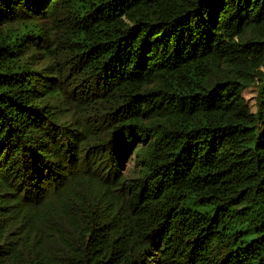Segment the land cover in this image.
Instances as JSON below:
<instances>
[{"label": "trees", "instance_id": "obj_1", "mask_svg": "<svg viewBox=\"0 0 264 264\" xmlns=\"http://www.w3.org/2000/svg\"><path fill=\"white\" fill-rule=\"evenodd\" d=\"M0 264H264V0H0Z\"/></svg>", "mask_w": 264, "mask_h": 264}, {"label": "rangeland", "instance_id": "obj_2", "mask_svg": "<svg viewBox=\"0 0 264 264\" xmlns=\"http://www.w3.org/2000/svg\"><path fill=\"white\" fill-rule=\"evenodd\" d=\"M254 88H251V89H247L244 91L243 95H244V98L248 99L249 101H251L252 99V96L254 95Z\"/></svg>", "mask_w": 264, "mask_h": 264}]
</instances>
